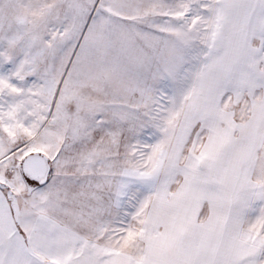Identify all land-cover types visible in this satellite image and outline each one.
Returning <instances> with one entry per match:
<instances>
[{
	"label": "snow or ice",
	"instance_id": "obj_1",
	"mask_svg": "<svg viewBox=\"0 0 264 264\" xmlns=\"http://www.w3.org/2000/svg\"><path fill=\"white\" fill-rule=\"evenodd\" d=\"M0 264H264V0H0Z\"/></svg>",
	"mask_w": 264,
	"mask_h": 264
}]
</instances>
